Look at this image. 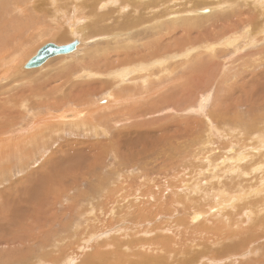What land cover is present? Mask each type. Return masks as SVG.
<instances>
[{
    "label": "rangeland",
    "instance_id": "1",
    "mask_svg": "<svg viewBox=\"0 0 264 264\" xmlns=\"http://www.w3.org/2000/svg\"><path fill=\"white\" fill-rule=\"evenodd\" d=\"M24 1L11 0L9 3H0V51L2 52L0 53V56L2 57L0 58V67H4L0 68V70L2 69V72L0 73V140L2 142L0 141V143H2L3 146L5 145V149L0 150V224L6 226L7 223L11 224L14 221L15 226H17L16 228H13V230L11 229L8 233L6 232L7 234L0 236V253L13 252L14 256L17 251V257H23L19 264H55L56 262L57 264H80L84 256H94L97 255V253L107 254L109 257L118 256V259H120L123 264H264V187L263 185H261L264 184V182H262L263 179H257V174L254 175V173L251 174L248 171V168H250V164L264 166V156H262L264 155V147L262 146L264 145V133L258 132L264 131V79L259 78L260 75L264 74V13H262V15L259 14L260 9L252 5L251 0H229V3L226 5L222 3L225 0H174L177 3L181 4L176 10H180V14H182L181 19H186L191 22L188 23V27H194L192 30L193 32L206 29L208 30V28L211 27V25L220 18L221 14L231 16L230 19L235 20L239 17L240 14L244 12L243 10L247 11L248 13L251 12L249 17L245 19L247 20V22L242 23L239 28L235 30V35L233 33H230V36L229 34H227L228 38L231 39L239 38L240 34L242 36L244 35L243 38L240 39V41L239 39H237L240 44H235L237 47L236 51L240 53L239 55L238 53L234 52L235 48L233 47L235 45H223L222 43L219 46V43L202 44V47H211L209 49L205 48V50H207L206 54L213 55L214 53L213 58L215 59L217 64L223 65V72H226L227 69H230V67L228 66L229 64H231L230 60L232 63H235L237 60H239V62L236 64H239L240 62L241 63L237 67L242 68L241 65L246 64V66H249L253 63V60L257 58H254L251 55H254V53L260 54V52H262V54L260 55L262 63L259 66L263 65V67L260 70L259 66L253 67L252 69L248 68L245 71L243 70L245 73L247 72V78L244 83L241 81L242 85H240L241 82H239L236 86H232L235 81V73L230 72V74H228V76L223 79V86L221 84L218 85V81H213V83L210 85V80L207 79L208 84L205 85V90H207L206 92L204 90H198L197 92L195 91L196 93L194 91L188 93L187 99H197V96L199 99L198 94L200 93L202 95V99H204L205 101H209L203 108V113L200 114L198 111L196 112V110L200 107L198 106L199 102L198 105H196V103L195 105H193L194 108L190 107L191 105H184V98L177 92H174V95L171 97V99H169L167 96L158 97L159 99H153L154 97L151 98L150 96H148L150 89H156L160 86L162 87V85L163 87H160L162 93L168 92L171 89V83L165 84L167 82L166 78H175L176 74L180 72L179 68L176 69L175 72L170 76L166 73L163 74V72L165 71L166 67L169 68L171 66L172 62L177 63V59H175V61L168 59L170 63L168 62V60H165V62L167 63L155 62L154 64H151V61H144L145 63L143 64L145 65L143 66H141L139 62L140 55L144 54V52L148 50L147 46H151L150 48L153 49L152 51V49L149 48V51H151V57L154 61L157 57L162 56L156 54L163 52L169 46H171L174 41L179 40V37L183 33V30L181 31L182 28L180 26H178L176 29L166 28L154 21L152 22L155 26L154 27L151 26V22L145 21V23L140 25L141 27L138 26V28L135 29V27L137 26H132L128 31V28L122 30L115 25V27H117L119 31L124 33L123 36H121V32H117L114 29L110 30L111 32L109 31V33L107 32L106 34H104L106 29L104 27V24L102 23V17H99L98 25L91 29L93 35L103 34L102 36L103 38H105V40H107L106 42L108 43L110 41L111 47L117 46L115 44V46L112 44H117V41L124 37L122 41L119 42H123L125 43V45L123 43L122 45L118 43V46H122V49L125 50L121 49L119 52L117 50L114 55L113 53L111 54V56L113 57H111L112 60L116 58L114 60H119V62L121 61V65L119 67L121 69L119 70V68H117L118 70L116 69L115 71L105 69L103 70L105 71V73L99 75L101 79L99 78V76L97 78V75L95 77L92 75L93 77L91 76L89 78L84 75L81 76L82 78L77 76L75 77L76 83L74 87L70 86L69 83L59 85V83H61L60 81L62 80H58L49 85L47 84V81L50 78L55 77L56 68H60V66H66L65 64H67V62H69L68 64H77L78 61V64H80V62H82L84 58L89 56L92 49H94L98 41H100L97 40L100 35L95 39H88L89 35H87V33L88 26L91 25V18L89 19L85 17V14H83L84 16L82 14H78L76 18L70 20V24H60L59 21L56 24L54 21H47L45 15H43L42 13L47 12V14L50 16L53 15L54 12L61 10V12H65V15L67 14V17L68 15L70 16L71 12L69 11L72 10V6L70 4V1L68 0H55L57 1L56 3H58L55 4L56 6L52 3L53 0ZM174 1H172L171 4L167 3L161 7H158V10L156 9L154 12L158 13L161 10L170 8L173 9ZM234 2L239 3L244 9L240 10L239 8L237 9L236 7H234ZM97 3V1L90 0L86 3V5L95 7ZM2 4H5L4 9V5ZM124 4L125 3L123 1H119L117 5L122 6ZM133 5L137 6L135 1L133 2ZM114 8L116 7H111L110 5V8H108V6H106L103 12H105L106 14L108 13V15L112 14L113 18H115L116 16L121 17V15L123 17V14L124 16H127L128 11H130L132 7L126 11L127 13L124 11L123 13H118V15L116 14V12H113ZM109 9H111L112 11ZM137 10L138 9H134V11L132 10V13L135 14L131 13L130 15L129 12V17L127 16L126 18H123V21L126 20L127 22H130L133 17H138L139 14L143 16L142 18H146L149 16L148 13L150 11L151 12L149 14L151 15L152 13L151 9L145 11L144 13ZM197 10H207V14L195 12L196 14L210 15L206 18L200 17L194 21L190 20L192 19L190 18L192 16H189V13H194V11ZM185 17H188L189 19ZM242 17L244 18L246 17V15H242ZM37 19L40 20V22ZM78 20L80 21V23L78 24H80V28L82 29L80 30L82 32L79 30L76 34H71L69 28L71 26H76V21ZM253 20L255 23L251 24V21L253 22ZM42 21H44L46 25H49V28H51L52 30L57 31L58 29L57 33L58 35L62 34L63 40L55 36L52 37V33L47 32L48 34L45 33L42 36L35 37L31 42H29L28 36H26L28 35L27 27L29 26V29L32 27L35 29H44L42 27L44 25ZM110 21L112 22V20ZM110 21H108L107 23L111 24ZM121 21L122 19H120V22ZM253 24H255V27L257 28L254 29ZM252 25L253 30L250 29ZM246 27L247 33H243L242 28ZM130 29L135 30L131 31ZM137 29H139V31ZM23 32L25 34H23ZM20 33H22L21 37H19ZM129 36H132L131 38L133 39H131ZM112 38H114V41L112 40ZM136 39L139 40V42H137ZM218 39L219 38L215 40ZM244 39L246 41H244ZM74 41L78 42L76 52H74L71 57L67 56L66 58H64L58 55H56L58 56V58L56 56L52 57V61L48 62L49 66L48 70L46 71L42 70L43 68L41 70H38V67L33 70H25L24 65H19L20 61H22L23 59H29L34 54V52L44 44L51 43L57 46H65ZM145 41L148 42V44L146 43L145 45ZM260 41L262 42L260 43ZM140 42L142 43V45ZM247 42L249 44H247ZM3 47H5V50L3 49ZM127 47H129V50ZM240 48L242 49V51ZM141 49H144L143 53ZM6 50L7 52H5ZM222 51L223 55L221 54ZM244 51L247 52L245 53ZM242 53L246 55H241ZM194 54L195 53H193V56ZM25 55L27 57H25ZM165 55L167 54H163V56ZM232 55L234 57H232ZM234 58L235 60H233ZM244 58L246 59L245 61H243ZM179 60H181V58ZM13 62L14 64L11 65V63ZM3 63L6 65V67ZM126 63H128L129 67ZM148 63L150 65H147ZM226 63L229 64L227 65ZM133 64H135V67ZM138 64L139 67L137 66ZM158 65H161V69L158 67ZM12 66H17L14 68L15 71L12 69ZM143 68L145 69V71ZM78 69L80 68L76 67V70ZM134 69L135 73H133ZM146 69H148L149 71ZM152 70H154L152 73V80L156 82L153 85L152 81H148V84H150L151 87L150 89L147 88V86H142L141 83L137 85L138 82H134V79L138 77V74L139 77H144L143 79L148 80L147 75L148 73L150 74ZM157 70L160 71V74ZM130 71L132 74L130 73ZM142 74H144L145 76H143ZM112 75L115 77V79ZM131 75H133L134 77L132 78ZM155 75H157V78ZM111 76L113 77V79L111 78ZM162 76L163 79L161 78ZM108 77H110L114 81L110 80V78L108 79ZM118 78L121 81L123 78L124 83L118 80ZM159 78L161 80H159ZM237 79L240 80V77H237ZM43 82L45 86L43 85L40 90L38 85L42 84ZM162 82L164 84H162ZM116 83L118 85H116ZM93 84L95 87L93 86ZM104 84L107 86H104ZM122 84L124 85V87ZM131 84L135 87H133ZM155 84L157 87L155 86ZM33 85L35 88H33ZM88 86H91V88ZM121 87L123 88V90ZM164 87H167L168 91L166 90V88L164 89ZM106 88L107 91L112 90L114 92L109 91V95H107V91L105 93ZM140 88L143 89L141 91V93L143 92L142 95L136 97V99L132 98V96L136 94V92L140 93ZM79 90H81V92H79ZM147 91V95L144 94ZM113 93L115 94L112 97ZM20 96H22V98ZM145 96L147 97L146 99H144ZM12 97L16 98V103L18 100L19 102L17 104L13 102L14 98ZM107 97H111L108 103L104 101ZM142 97H144L143 99L145 102L142 101ZM113 98L115 99L113 100ZM138 98L142 100H138ZM175 99H181V102L176 104L173 102ZM112 100L115 102H112ZM151 102H153V105H151ZM112 103L115 104L118 109L121 107L122 109H119L120 111L116 110V107ZM144 103H147V106L144 105ZM10 104H12V106ZM119 105L121 107H118ZM122 105H124L125 107ZM139 105L140 107H142V109L139 108ZM175 105H177V107H175ZM111 106H113L112 109ZM123 107L126 111L124 112L125 115L123 113ZM195 107L197 109H195ZM92 108L94 109L91 110ZM10 109H13L11 110V112L15 111L14 115L10 114ZM88 109L91 110V113ZM158 109H160V111ZM109 110H113V113H110ZM72 112H75L77 116L71 124L63 122L65 120L60 121L62 115L70 114ZM92 112L94 113L92 114ZM157 112L158 114H156ZM114 113L116 116L120 117L116 118V116L113 115ZM90 114H92L93 117L90 116ZM133 114H136V117L131 118ZM103 115H109V117H104ZM49 118L50 120H48ZM90 118L92 119L89 120ZM130 119H132L133 121H131ZM55 120H57V123L55 122ZM93 120H103L101 126L102 128L96 131L97 134H94V132L91 133L90 127L86 128L83 131L85 125L91 123ZM104 120H107L108 122ZM112 120L114 123L112 122ZM107 123L109 124L107 125ZM113 124L116 125L114 126ZM44 125L46 126L44 127ZM247 125H252L253 130L255 131L253 132L256 134H254V138H250L251 135L249 136V142L252 141L250 142L251 144H249L248 139L244 140L239 137V134H243V132H246V127H249ZM31 127H33L32 132ZM26 129H29L30 131H26ZM232 129H236L237 134ZM127 131L130 133V135ZM26 132L29 133L28 135L30 137L27 136ZM23 135L27 136V138L29 139H27V143L23 140ZM246 136L243 134L242 137L245 138ZM18 137L21 138L22 141ZM31 137L33 138V140ZM140 137L141 139H139ZM256 139H262L263 141L261 140L260 144L258 143L260 142V140L255 143ZM236 140L238 141L236 142ZM22 143L24 144L22 145ZM257 143L261 147L260 150V147H257L259 146ZM252 144L254 145V147L250 146ZM247 145L250 146V148H245L247 147ZM233 146L236 147L234 148ZM255 147L260 152H263V154L260 152L259 154L258 150L254 149ZM242 148H245V151ZM228 149L230 150L228 151ZM235 149L239 150L236 151ZM249 150L252 151L250 152ZM241 152L242 155L240 154ZM239 157H241L242 159V167L245 166L243 169L246 174L239 177L235 174L232 177L231 173H226L225 171L226 169L228 170L229 166L234 164L235 160ZM73 158L74 160H72ZM249 158L253 161L250 162L251 160ZM93 160L97 161V165H95V169L93 170L92 175L90 174V176H88L85 174V178H82V175H80L79 173H74L75 175L70 178L69 181H67L66 178L69 177V172L67 171H69L71 168H74L75 171H77L78 169H82V172H85L83 165L85 164V162ZM206 160L210 163H208ZM236 161L238 162L239 160ZM244 162L246 164H244ZM158 163L160 164V166ZM223 164L225 167L223 166ZM145 165L146 167H143ZM170 166H173L175 170H173V167ZM171 168L173 172L171 171ZM61 169H63L64 171ZM125 171L129 174H126ZM212 172H219V176L222 175L221 177L218 176L221 183L216 180H212ZM247 173L249 176L247 175ZM76 174L78 177L76 176ZM114 174H116V176ZM124 175L126 179L124 178ZM166 176H168L169 178ZM253 177L257 180H253ZM42 179L43 182L41 181ZM123 179L124 181L121 182ZM49 180H52L51 182L53 183L51 187V182L49 183ZM47 182L49 184H47ZM61 183L67 185V187L69 188H62ZM97 183H104V186L110 188V190H112L114 194L115 192L117 193L114 195L113 205L111 208H109L110 205H108L106 202L104 203V200L98 198L97 194L94 200L85 197L86 195H89V185L96 186ZM119 187L121 188L120 191ZM138 188L139 190H137ZM56 190L58 191L56 192ZM256 192L257 194H255ZM45 193L47 194L45 195ZM127 195H134V200L128 199L129 197ZM65 196H67V198ZM121 197L123 198L121 199ZM140 201L142 202V204H140ZM91 203L94 204L93 212L91 211L92 205L89 206ZM98 203L100 204V206H103V208L100 207ZM251 205L255 209L259 210L258 214H249ZM138 207L140 208L138 209ZM113 208L116 210H114ZM95 211L97 212L95 213ZM50 212L54 214L52 215ZM91 212L93 213L92 215ZM70 213H73L74 215L71 217ZM193 213H196V215L197 213L198 215H201L193 217ZM93 215L95 216L94 218L92 217ZM116 216H120L121 218L118 217V220ZM133 217H136L135 220ZM31 219H35L37 221L39 220L46 226L45 232L41 228V230H39V228L30 230V236H33L32 239L34 240L35 244L32 243L33 240L31 239V246L23 250L20 246L14 248L12 245L9 246L10 244L6 245L5 242H9L12 233H26L24 232V230L28 225L31 224ZM144 221H146V224L144 223ZM53 222L55 223V226H53ZM100 223L103 225H100ZM94 224H97L96 227ZM33 225H35L34 222ZM100 227H102L103 230ZM128 227H130L131 230ZM82 228L84 231L82 230ZM54 229L56 230V232ZM57 231L59 233L61 231V234H59ZM50 234H53L54 236H51ZM97 234L98 236H95ZM120 234H125L124 237L126 239L123 238V240V235ZM225 234H228V236H226ZM230 234H236L241 238L250 234V238L246 241L242 239V241H244L242 242L240 239L234 238L233 235ZM70 236L72 237V239L70 238ZM67 237L69 238L68 240H66ZM5 239L7 240L3 243ZM50 239L51 243L49 244V247H43L41 242H44V240L49 242ZM56 242L57 244H55ZM74 242L77 246L76 250L73 248ZM78 242L80 245L78 244ZM113 242L117 243V245H113ZM126 242H134V244L135 242L141 243L149 247L151 245L152 248L150 247V249H152V251H139L135 250V248L127 249L126 246H123L122 249L119 250V248H121V245L125 244ZM162 245H164V247ZM19 248L21 249V251ZM46 248H48V250ZM79 248L80 250L82 249L81 251L83 254L81 253ZM88 248L90 250H88ZM71 250L77 251L78 254H81V256L80 254L79 256L77 255L78 257L70 255L69 253L71 252ZM84 250L86 253H84ZM24 253H27L26 256ZM133 253L137 254L134 255ZM37 255L38 257H36ZM2 257L5 256L0 254L1 260ZM26 257L29 258V260ZM57 258H59V261L57 260ZM53 259L57 261H54Z\"/></svg>",
    "mask_w": 264,
    "mask_h": 264
},
{
    "label": "bare ground",
    "instance_id": "2",
    "mask_svg": "<svg viewBox=\"0 0 264 264\" xmlns=\"http://www.w3.org/2000/svg\"><path fill=\"white\" fill-rule=\"evenodd\" d=\"M11 0H0V3L1 2H4V3H9ZM24 1V0H23ZM68 1H70V4H71V8H72V10L71 11H69V12H71V15L69 16L68 15V17L64 14L65 12H61V10L60 11H56V12H54V14L53 15H48L47 14V12L46 13H42L43 15H45V17H46V19H47V21L48 22H55L56 24L58 23V21L60 22V24H70V20H72V19H74V18H76V16L78 15V14H85V17H87V18H91V25H89L88 26V33H87V35H89L88 36V39H95L97 36H99L100 35V37L99 38H97V40H100V41H98V43H97V45H96V47H94V49H92V51H91V53L89 54V56H87L86 58H84L83 60H82V62H80V64H78V61H77V64H75V63H70V64H68L69 62H67V64H65L66 66H60V68L58 67V68H56V70H55V77H52V78H50L48 81H47V84H51V83H53V82H56V81H58V80H62V81H60L61 83H59V85H64V83H66V84H68L69 83V85L70 86H72V87H74L75 86V83H76V80H75V77H81V76H86V77H91L92 75L95 77L96 75V77L98 78V76L100 75V74H102V73H105V71H103V70H105V69H108V70H110V71H115L117 68H119L120 67V62H119V60L118 61H116V60H114V59H116V58H114L113 60L111 59V54L113 53V55H114V53H116V51L118 50V52L122 49V46L121 47H119L118 46V43H120L121 45H122V43L123 42H119V41H122V39L124 38H122V39H120L119 41H117V44L116 43H113L112 45H117V46H115V47H111V44H110V41L107 43L106 41L107 40H105V38H103V34H99V35H93L92 34V32H91V29L93 28V27H95V26H97L98 25V18L99 17H102V23L104 24V27H105V29H106V31H105V33L104 34H106L107 32L109 33V31L110 30H112V29H114L115 31H117V32H121V31H119L118 29H117V27L119 28V29H122V30H124V29H127L128 28V31H129V28H131L132 26H137V27H135V29L136 28H138V26H140V25H142L143 23H145V21H148V22H154V21H156V23H158V24H160L161 26H164V27H166V28H174V29H176L178 26H180L182 29H181V31L183 32L182 33V35L179 37V40L178 41H172L173 43L171 44V46H169L166 50H164L163 52H160V53H157L156 55H162V56H160V57H157L156 58V60L154 61L153 60V58L151 57V51H149L150 49H152V48H150L151 46H147L148 48V50H146V52H148V53H146V52H144V54H142V55H140V57H139V62H140V65L141 66H143V65H145V64H143V63H145L144 61H151V64H154L155 62H165V60H173V61H175V59H177L178 60V62L177 63H175V62H172L171 63V66L169 67V68H167L166 67V69H167V71H166V69H165V71L163 72V74H167V75H172L174 72H175V70L176 69H178L179 68V73L178 74H176V77L175 78H170V77H167L166 78V83L165 84H170L172 87H171V89L168 91L167 90V87H164V89L166 88V90L168 91V92H165V93H162V91L160 90V87H158V88H156V89H150L151 87H150V84H148V81L150 82V81H152L153 82V85H154V83L156 82H154L153 80H152V73H153V71L155 70H152L151 71V73L149 74L148 73V80L147 79H143L144 77H139V74H138V77L137 78H135L134 80V82H138L137 83V85L139 84V83H141V85L142 86H147V88H149L150 89V91H149V93H148V91L146 92V93H144V94H146L147 95V93L149 94L148 96H150L151 98H153V99H157L158 97H161V96H167L169 99H171V97L174 95V92H177V93H179V95H182V97L184 98V105H191L190 107H192V108H194L193 107V105H195V103H196V105H198V102H199V105L198 106H200L198 109L195 107V109H197L196 110V112L198 111L200 114H202L203 112H202V110H203V108L207 105V103L209 102V101H205L204 99H202V95L199 93L198 95H199V99H198V96H197V99L196 98H190V99H187L188 98V93H190V92H197L198 90H204L205 92L207 91V90H205V85L206 84H208V82H207V79L208 80H210L209 81V84L211 85L212 83H213V81H218V85H222L223 86V79L226 77V76H228V74H230V72H233V73H235L234 74V77H235V81H234V83L232 84V86H236L239 82H245V80H246V78H247V72L245 73L244 71L246 70V69H252L253 67H258L261 63H262V60L260 59V55L262 54V52H260V54H255L254 53V55H251L252 57H254V58H256V59H254L253 60V63L252 64H250L249 66H246V64H244V65H241L242 66V68H239V67H237L239 64H236V63H238L239 62V60H237L235 63L233 62H231V60H230V63L231 64H227L229 67H230V69H227V71L226 72H223L222 70H223V65H219V64H217V62L215 61V59L213 58L214 56V53H213V55H209V54H206V52H207V50H205V48L206 49H209V48H211V47H202V44H208V43H210V44H213V43H219L218 44V46L222 43L223 45H235V44H238L239 42L237 41V39H239V41H240V39L241 38H243V36L240 34L239 35V38H236V39H231V38H228V36H227V34H229V36H230V33H233L234 35H235V30H237V28H239V26L242 24V23H246L247 22V20H245V19H247L248 17H249V15L251 14V12H247V11H245V10H243L244 12L242 13V14H240L239 15V17L237 18V19H235V20H231L230 18H231V16H227V15H222L221 14V16H220V18L219 19H217V21L214 23V24H212L211 25V27H209L208 28V30L206 29V30H202V31H196V32H193L192 30H193V28H192V26H190V27H188V23H191L189 20H186V19H181L182 17H181V15L182 14H180V10H176V9H178L179 8V6L181 5V4H179V3H177L176 1H174V0H92V1H97L98 3L95 5V7H93V6H90V5H86V3L88 2V1H90V0H68ZM67 1V2H68ZM119 1H123L125 4L124 5H122V6H120V5H117L118 4V2ZM136 2V5L137 6H135V5H133V2ZM172 1H174L173 2V9L172 8H170V9H165V10H161L160 12H158V13H156V12H154L158 7H161V6H163V5H165V4H167V3H170L171 4V2ZM25 2V1H24ZM57 1H55V0H53V4L55 5V4H58V3H56ZM223 4H228L229 3V0H225V1H223L222 2ZM169 4V5H170ZM251 4L252 5H254L256 8H259L260 9V13L259 14H261L262 15V13H264V0H251ZM2 5H4L3 6V9L5 8V4H2ZM110 5H111V7H116V8H114L113 9V12H116V14L118 15V13H123L124 11L126 12L128 9H130L131 7V10L130 11H128V13L130 12V15H131V13H132V10L134 11V9H138L140 12H145V11H147V10H152V13H151V15L148 13V17H144V18H142L143 16L142 15H140L139 14V16L138 17H133L132 19H131V21L130 22H127L126 20L125 21H123V18H126L127 16L129 17V14L127 13V16H124V14H123V17H122V15H121V17L120 16H116L115 18H113L112 17V14H109L108 15V13L106 14L105 12H103V10H105V7L106 6H108V8H110ZM248 5V4H247ZM56 6V5H55ZM117 6H119V7H117ZM129 6H131V7H129ZM233 6L234 7H236L237 9L239 8L240 10H242V9H244L239 3H237V2H234L233 3ZM246 6V5H245ZM253 6V7H254ZM129 7V8H128ZM251 7V6H250ZM218 8H219V6H218ZM161 9V8H160ZM248 9V8H247ZM109 10H111V9H109ZM137 10V11H138ZM158 10V9H157ZM219 10V9H218ZM112 11V10H111ZM253 11V10H252ZM61 12V13H60ZM202 13V14H207V10H205V11H202V10H197V11H194V13H189V16H192V17H190V18H192V19H190V20H196V19H198V18H200V17H202V18H206L207 16H209L210 14H208V15H201V14H196V13ZM254 12V11H253ZM184 13V12H183ZM258 13V12H257ZM132 14H135V13H132ZM185 15H187V14H185ZM185 15H183V16H185ZM195 15H199V16H195ZM220 15V14H219ZM242 15H246V17H242ZM261 15H257V16H261ZM56 16H60V17H56ZM84 16V15H83ZM255 16H256V13H255ZM81 17V16H80ZM132 17V16H131ZM130 17V18H131ZM237 17V16H236ZM185 18H188V17H185ZM255 18V17H254ZM257 18V17H256ZM120 19H122V21L120 22ZM189 19V18H188ZM263 19V18H262ZM34 20H36V19H34ZM38 20V19H37ZM110 20H112V22H113V24H112V22L110 21ZM251 20V19H250ZM264 20V19H263ZM39 22H40V20H38ZM108 21H110L111 22V24H108L107 22ZM262 21V20H261ZM260 21V22H261ZM43 23H44V25L42 26L44 29H40V28H37V29H35V28H30L29 29V26L27 27L28 28V30H27V32H28V35H26V36H28V40H29V42H31L32 41V39L33 38H35V37H39V36H42L43 34H45V33H47V32H49V33H52V37H58V38H60V39H62L63 40V36H62V34H59L58 35V33H57V31H58V29H57V31L56 30H52L51 28H49L50 26L49 25H46V23L44 22V21H42ZM41 22V23H42ZM72 22V21H71ZM40 23V24H41ZM76 26H71L69 29H70V33L72 34V33H77L81 28H80V24H78V23H80V21L78 20V21H76ZM107 23V24H106ZM147 23V22H146ZM252 23H255L254 22V20H253V22L251 21V24ZM257 23V22H256ZM263 23H264V21H263ZM250 24V23H249ZM250 24V25H251ZM115 25L117 26V27H115ZM149 25V24H148ZM151 25V24H150ZM156 25V24H155ZM254 25V29L255 28H257V27H255V24H253ZM253 25L251 26V30H253ZM144 26H147V25H144ZM151 26H154L153 25V23H152V25ZM258 26V25H257ZM141 27V26H140ZM139 27V28H140ZM143 27V26H142ZM155 27V26H154ZM250 27V26H249ZM148 28H149V26H148ZM153 28V27H152ZM135 29H133V30H135ZM157 29V28H156ZM243 29V33H247V27L246 28H242ZM82 30V29H81ZM80 30V31H81ZM131 30V29H130ZM133 30H131V31H133ZM138 31H139V29H137ZM141 30V29H140ZM154 30V29H153ZM262 31H263V29H262ZM261 31V32H262ZM60 32V31H59ZM82 32V31H81ZM111 32V31H110ZM126 32V31H125ZM141 32V31H140ZM66 33V32H65ZM16 34V33H15ZM23 34H25L24 32H23ZM48 34V33H47ZM123 32H121V36H123ZM131 34V33H130ZM133 34V33H132ZM145 34H147V33H145ZM151 34V33H150ZM175 34V33H174ZM233 34H231V35H233ZM87 35H86V37H87ZM170 35V34H169ZM252 35V34H251ZM250 35V36H251ZM254 35V34H253ZM22 36V33H20V36L19 37H21ZM84 36V35H83ZM102 36V37H101ZM112 36V35H111ZM149 36V35H148ZM261 36V35H260ZM259 36V37H260ZM85 37V36H84ZM114 37V36H113ZM119 37H120V35H119ZM130 37V36H129ZM132 37V36H131ZM130 37V38H131ZM135 37V36H134ZM136 37H138V36H136ZM24 38V37H23ZM217 38H219L218 40H215V39H217ZM262 38H263V36H262ZM87 39V38H86ZM101 39H102V41H101ZM116 39V38H115ZM131 39H133V38H131ZM130 39V40H131ZM172 39H174V38H172ZM259 39V38H258ZM4 40V39H3ZM5 40H6V38H5ZM112 40L114 41V38H112ZM137 40V39H136ZM148 40V39H147ZM146 40V41H147ZM151 40V39H150ZM210 40H212V41H210ZM255 40V39H254ZM257 40V39H256ZM2 41V40H1ZM91 41V40H90ZM92 41H94V40H92ZM116 41V40H115ZM144 42L145 43V45H146V43L148 44V42ZM149 41V40H148ZM244 41H246L245 39H244ZM7 42V41H6ZM12 42V41H11ZM25 42V41H24ZM112 42V41H111ZM134 42H136V41H134ZM137 42H139V40H137ZM262 41H260V43H261ZM2 43V42H1ZM28 43V42H27ZM27 43H25V44H27ZM130 43V42H129ZM133 43V42H132ZM141 43V42H140ZM171 43V42H170ZM259 43V42H258ZM124 45H125V43H123ZM240 44V43H239ZM247 44H249L248 42H247ZM254 44H255V41H254ZM13 45V44H12ZM44 45H46V44H44ZM44 45H42V47L44 46ZM129 45V44H128ZM141 45H142V43H141ZM140 45V46H141ZM166 45V44H165ZM23 46H24V44H23ZM27 46V45H26ZM77 46H78V42H77V44H76V46H75V48L73 49V50H70L69 52H67V53H63V54H59L58 56H61V57H64V58H66L67 56H70L71 57V55L72 54H74V52H76V50H77ZM130 46V45H129ZM140 46H139V48H140ZM239 46V45H238ZM255 46V45H254ZM8 47H9V45H8ZM13 47V46H12ZM20 47V46H19ZM18 47V48H19ZM41 47V46H40ZM40 47L37 49V51L40 49ZM41 47V48H42ZM240 47V46H239ZM243 47V46H242ZM250 47V46H249ZM128 48V50H129V47H127ZM150 48V49H149ZM232 48V47H231ZM233 48H235L234 50V52L235 53H238V51H236V49H237V47H236V45L233 47ZM246 48V47H245ZM255 48V47H254ZM3 49L5 50V47H3ZM10 49V48H9ZM12 49V48H11ZM21 49H22V47H21ZM145 49V48H144ZM144 49H141L142 50V53H143V51H144ZM241 49V48H240ZM247 49V48H246ZM2 50V49H1ZM17 50V49H16ZM94 50V51H93ZM122 50H125V49H122ZM245 50V49H244ZM11 51V50H10ZM9 51V52H10ZM37 51H35L36 53H37ZM88 51V50H87ZM127 51V50H126ZM152 51H153V49H152ZM214 51V50H213ZM241 51H242V49H241ZM240 51V52H241ZM5 52H7V50L5 51ZM34 52V54L30 57V58H32L36 53ZM90 52V51H89ZM245 52V51H244ZM247 52V51H246ZM245 52V53H246ZM0 53H2L1 51H0ZM13 53V52H12ZM156 53V52H155ZM167 54V55H165V56H163V54ZM193 53H195L194 54V56H193ZM225 53V52H224ZM233 53V52H232ZM253 53V52H252ZM4 54H6V53H4ZM10 54V53H9ZM88 54V53H87ZM118 54V53H117ZM124 54V53H123ZM221 54L223 55V51L221 52ZM240 53H238V55H239ZM244 53H242L241 55H243ZM227 55V54H226ZM237 55V56H238ZM240 55V56H241ZM244 55H246V54H244ZM58 56H56L57 58H58ZM123 56V55H122ZM154 56V55H153ZM236 56V55H235ZM14 57V56H13ZM25 57H27L26 55H25ZM232 57H234L233 55H232ZM239 57V56H238ZM0 58H2L1 56H0ZM29 58V57H28ZM30 58L29 59H23L22 61H20L19 62V65H24V68H25V70H33V69H36V68H26V64L29 62V60H30ZM52 58V57H51ZM51 58H48L41 66H39L37 69L38 70H41L42 68V70H44V71H46V70H48V62L49 61H52V59ZM113 58V57H112ZM181 58V60H179ZM223 58V57H222ZM3 59H4V56H3ZM120 59V58H119ZM238 59H240V58H238ZM25 60V61H24ZM168 60V62L170 63V61ZM233 60H235V58L233 59ZM246 59L244 58V60L243 61H245ZM6 61V60H5ZM122 61H124V60H122ZM75 62V61H74ZM225 62V61H224ZM223 62V63H224ZM228 62V61H227ZM6 63V62H5ZM9 63V62H8ZM7 63V64H8ZM165 63H167V62H165ZM164 63V64H165ZM175 63V64H174ZM4 64V63H3ZM12 64H14V62L13 63H11V65ZM123 64V63H122ZM127 65H128V63H126ZM125 64V65H126ZM264 64V63H263ZM5 65V64H4ZM134 65V67H135V64H133ZM147 65H150L149 63L147 64ZM1 66V65H0ZM3 66V65H2ZM87 66H88V68H87ZM138 67H139V64L137 65ZM140 66V67H141ZM152 66V65H151ZM161 66V65H160ZM159 65H158V67L161 69V67H160ZM165 66V65H164ZM163 66V67H164ZM216 66H217V68H216ZM225 66V65H224ZM5 67H6V65H5ZM15 67H17V66H15ZM15 67H13L12 66V69L14 70V68ZM22 67V66H21ZM76 67H79L80 69H78V70H76ZM128 67H129V65H128ZM131 67V66H130ZM145 67V66H144ZM157 67V66H156ZM163 67H162V69H163ZM246 67V68H245ZM263 67V65L262 66H259V70L261 69ZM0 68H4V67H0ZM9 68V67H8ZM244 68V69H243ZM121 68H119V70H120ZM123 69V68H122ZM144 69V68H143ZM158 69V68H157ZM2 70V69H1ZM0 70V73L2 72ZM17 70H18V68H17ZM16 70V71H17ZM118 70V69H117ZM128 70V69H127ZM130 70H132V69H130ZM146 70H148V69H146ZM244 70V71H243ZM6 71H7V69H6ZM5 71V72H6ZM15 71V70H14ZM139 71V70H138ZM144 71H145V69H144ZM149 71V70H148ZM156 71V70H155ZM157 71H159V70H157ZM117 73H118V71H117ZM124 73H125V71H124ZM130 73H131V71H130ZM130 73H128V74H130ZM133 73H135V69H134V71H133ZM161 73H162V71H161ZM15 74V73H14ZM120 74V73H119ZM118 74V75H119ZM132 74V73H131ZM145 74V73H144ZM144 74H142L143 76H145ZM159 74H160V71H159ZM180 74V75H179ZM237 74H239V75H237ZM10 75V74H9ZM21 75V74H20ZM54 75V74H53ZM122 75V74H121ZM134 75V74H133ZM133 75H131V77L133 78L134 76ZM92 76V77H93ZM109 76V75H108ZM113 76V75H112ZM111 76V78L113 79V77ZM141 76V75H140ZM156 76V78H157V75H155ZM159 76V75H158ZM161 76V75H160ZM166 76V75H165ZM85 77V78H86ZM104 77V76H103ZM120 77V76H119ZM237 77H240V80H238L237 79ZM8 78V77H7ZM82 78V77H81ZM99 78H100V76H99ZM110 77H108V79H109ZM110 78V80H112ZM124 78V77H123ZM122 78V81L118 78V80H120L122 83H124V79ZM162 79H163V76L161 77ZM259 78H262V79H264V74H262V75H260L259 76ZM101 79V78H100ZM114 79H115V77H114ZM117 79V78H116ZM127 79V78H126ZM103 80V79H102ZM128 80H129V78H128ZM127 80V81H128ZM155 80V79H154ZM159 80H161L160 78H159ZM66 81V82H65ZM112 81H114V80H112ZM165 81V80H164ZM116 82V81H115ZM115 82H112V83H115ZM118 82V81H117ZM126 82V81H125ZM207 82V83H206ZM230 82H231V80H230ZM242 82H241V84L240 85H242ZM40 83V82H39ZM102 83H104V82H102ZM120 83V82H119ZM94 84H96V83H94ZM94 84H93V86H94ZM99 84V83H98ZM127 84H128V82H127ZM130 84V83H129ZM162 84H164L163 82H162ZM38 85V84H37ZM44 85V82L42 83V84H40V85H38L39 86V88H40V90H41V88H42V86ZM58 85V86H59ZM116 85H118L117 83H116ZM116 85H114V86H116ZM123 85V84H122ZM132 85V84H131ZM135 85V84H134ZM152 85V86H153ZM3 86V85H2ZM45 86V85H44ZM84 86V85H83ZM99 86V85H98ZM104 86H107V85H105L104 84ZM120 86V85H119ZM119 86H118V88H119ZM125 86H126V84H125ZM133 86V85H132ZM155 86H156V84H155ZM166 86V85H165ZM88 87H90L91 88V86H88ZM95 87V86H94ZM100 87V86H99ZM123 87H124V85H123ZM133 87H135V86H133ZM154 87V86H153ZM157 87V86H156ZM162 87H163V85H162ZM161 87V88H162ZM33 88H35L34 87V85H33ZM32 88V89H33ZM38 88V89H39ZM80 88V87H79ZM89 88V89H90ZM98 88V87H97ZM109 88V87H108ZM122 88V87H121ZM138 88V87H137ZM81 89V88H80ZM87 89V88H86ZM95 89V88H94ZM113 89V88H112ZM122 90H123V88H122ZM121 90V91H122ZM128 90V89H127ZM136 90V89H135ZM140 90V93L139 92H136V94H134L133 96H132V98H134V99H136V97H138V96H141L142 95V93H141V91L143 90V89H139ZM25 91V90H24ZM84 91V90H83ZM106 91H107V88H106V90H105V93H106ZM109 91H111V92H114V91H112V90H109ZM109 91H107V95H109ZM119 91V90H118ZM126 91V90H125ZM125 91H123V92H125ZM31 92V91H30ZM79 92H81V90H79ZM93 92V91H92ZM111 92H110V94H111ZM127 92H129V91H127ZM195 92V93H196ZM218 92V91H217ZM29 93V92H28ZM32 93V92H31ZM74 93V92H73ZM84 93V92H83ZM162 93V94H161ZM204 93V92H203ZM202 93V94H203ZM86 94V93H85ZM114 94L115 93H113V95H112V97L114 96ZM122 94V93H121ZM128 94V93H127ZM130 94V93H129ZM120 95V94H119ZM17 96V95H16ZM24 96V95H23ZM27 96V95H26ZM25 96V97H26ZM29 96V95H28ZM111 96V95H110ZM144 96V95H143ZM21 98H22V96H20ZM181 97V98H182ZM12 98H14V100H13V102H15V100H16V98L15 97H12ZM111 97H107V98H105V100L104 101H106L107 103H108V101H109V99H110ZM116 98V97H115ZM115 98H113V100L115 99ZM118 98V97H117ZM121 98H122V96H121ZM131 98V97H130ZM144 97H142V99H143ZM147 97L145 96V98L144 99H146ZM8 99V98H7ZM142 99H139L138 98V100H142ZM144 99L142 100L143 102H145L144 101ZM159 99V98H158ZM202 99V100H201ZM10 100V99H9ZM112 100V102H115V101H113ZM121 100V99H120ZM123 100V99H122ZM12 101V100H11ZM11 101H9V102H11ZM128 101V100H127ZM129 101H131V100H129ZM134 101V100H133ZM136 101V100H135ZM147 101V100H146ZM153 101V100H152ZM155 101H157V100H155ZM19 102V100L17 101V103ZM138 102V101H137ZM141 102V101H140ZM150 102V101H149ZM148 102V103H149ZM174 103H176V104H178L179 102H181V99H175L174 101H173ZM16 103V102H15ZM16 103V104H17ZM118 103V102H117ZM124 103V102H123ZM129 103V102H128ZM153 102H151V105H153L152 104ZM160 103V102H159ZM163 103V102H162ZM113 104V103H112ZM131 104V103H130ZM129 104V105H130ZM137 104V103H136ZM147 103H144V105H146ZM150 104V103H149ZM11 106H12V104H10ZM106 105V104H105ZM114 106H115V104H113ZM141 105H143V104H141ZM170 105V104H169ZM122 106H124V105H122ZM127 106V105H126ZM138 106V105H137ZM147 106V105H146ZM149 106V105H148ZM94 107V106H93ZM116 107V110H119V109H122V107L119 105L118 107H121V108H117V106H115ZM114 107V108H115ZM125 107V106H124ZM124 107H123V110H124ZM145 107V106H144ZM169 107H171V106H169ZM175 107H177V105H175ZM96 108V107H95ZM108 108V107H107ZM113 108V106H111V109ZM139 108H141L142 109V107H140V105H139ZM146 108V107H145ZM189 108V107H188ZM187 108V109H188ZM73 109V108H72ZM94 108H92L91 110H93ZM141 109H140V112H141ZM163 109V108H162ZM11 110H13V109H10V114H15V111H13V112H11ZM87 110V109H86ZM89 110V109H88ZM91 110H89L90 111V113H91ZM159 111H160V109H158ZM180 110V109H179ZM69 111V110H68ZM85 111V110H84ZM120 111V110H119ZM158 111V112H159ZM186 111V110H185ZM66 112V111H65ZM88 112V111H87ZM86 112V113H87ZM109 112L110 113H113V110L112 111H110L109 110ZM124 112H126L125 110L123 111V113ZM134 112V111H133ZM158 112L156 113V114H158ZM94 112H92V114H93ZM108 113V112H107ZM128 113V112H127ZM126 113V114H127ZM131 113H132V111H131ZM130 113V114H131ZM188 113V112H187ZM50 114H52V113H50ZM92 114H90V116H92ZM109 114V113H108ZM120 114V113H119ZM129 114V115H130ZM148 114V113H147ZM114 116H116L117 115V112H116V115H115V113L113 114ZM112 115V116H113ZM124 115H125V113H124ZM142 115H143V113H142ZM76 116H77V114L75 113V112H72V113H70V114H64V115H62V117H61V119H60V121H63V120H65V121H63V122H65V123H68V124H71L72 122H73V120H75L76 119ZM104 116V115H103ZM102 116V117H103ZM105 116H108L109 117V115H105ZM104 116V117H105ZM128 116V115H127ZM93 117V116H92ZM101 117V118H102ZM103 117V118H104ZM108 117H106V118H108ZM120 116H116V118H119ZM134 117H136V114H133L132 116H131V118H134ZM157 117V116H156ZM52 118V117H51ZM85 118V117H84ZM100 118V119H101ZM43 119V118H42ZM45 119V118H44ZM53 119H55V118H53ZM92 118H90L89 120H91ZM105 119V118H104ZM111 119V118H110ZM112 119H114V118H112ZM150 119V118H149ZM157 119V118H156ZM48 120H50V118L48 119ZM52 120V119H51ZM117 120V119H116ZM115 120V121H116ZM124 120V119H123ZM127 120V119H126ZM131 121H133L132 119H130ZM45 121V120H44ZM57 120H55V122H56ZM78 121V120H77ZM104 121H106V122H108L107 120H104ZM119 121V120H118ZM42 122H43V120H42ZM48 122V121H47ZM51 122V121H50ZM53 122H54V120H53ZM76 122V121H75ZM102 122H103V120H93L91 123H89V124H87V125H85V127H84V129H83V131L86 129V128H88V127H90V132L92 133V132H94V134H97L96 133V131L97 130H99V129H101L102 127ZM112 122H113V120H112ZM117 122V121H116ZM149 122V121H148ZM172 122V121H171ZM57 123V122H56ZM65 123H63V124H65ZM110 123V122H109ZM109 123H107V125L109 124ZM114 123V122H113ZM126 123H127V121H126ZM12 124V123H11ZM15 124V123H14ZM13 124V125H14ZM40 124V123H39ZM43 124V123H42ZM46 124V123H45ZM47 124H49V123H47ZM51 124H55V123H51ZM104 124H105V122H104ZM16 125V124H15ZM84 125V124H83ZM114 125V124H113ZM116 125V124H115ZM114 125V126H115ZM117 125H120V124H117ZM134 125V124H133ZM144 125V124H143ZM169 125V124H168ZM46 125H44V127H45ZM58 126H60V125H58ZM79 126V125H78ZM105 126V125H104ZM113 126V127H114ZM136 126V125H135ZM172 126V125H171ZM247 126H249V125H247ZM43 127V126H42ZM55 127V126H54ZM108 127V126H107ZM139 127V126H138ZM143 127V126H142ZM32 128L33 127H31V132H32ZM115 128V127H114ZM182 128V127H181ZM180 128V129H181ZM154 129V128H153ZM163 129V128H162ZM165 129V128H164ZM185 129V128H184ZM22 130V129H21ZM27 130H29V129H26V131ZM115 130V129H114ZM235 133H236V129H232ZM23 131V130H22ZM30 131V130H29ZM35 131V130H34ZM187 131V130H186ZM212 131H214V130H212ZM229 131H230V129H229ZM244 131V130H243ZM254 130H253V126L252 125H250L249 127H246V132L244 133L243 132V134L246 136L245 138H243L242 136H243V134H239V137H241L242 139H248V142H249V136H250V138L251 137H253L254 138V132H253ZM4 132V131H3ZM39 132V131H38ZM37 132V133H38ZM128 132V131H127ZM159 132V131H158ZM258 132H262V133H264V131H258ZM118 133V132H117ZM129 133V132H128ZM219 133H222V132H219ZM26 134H27V136H29L28 134V132H26ZM35 134V133H34ZM93 134V135H94ZM148 134V133H147ZM227 134H229V133H227ZM227 134H225V135H227ZM237 134V133H236ZM1 135V134H0ZM25 135V134H24ZM23 135V136H24ZM30 135H32V134H30ZM109 135V134H108ZM129 135H130V133H129ZM146 135V134H145ZM158 135V134H157ZM256 135V134H255ZM19 136V135H18ZM27 136H24V138H23V140L24 141H26V143H27ZM96 136V135H95ZM17 137V136H16ZM30 137V136H29ZM134 137V136H133ZM138 137V136H137ZM136 137V138H137ZM143 137V136H142ZM146 137V136H145ZM221 137V136H220ZM11 138V137H10ZM19 138V137H18ZM32 138V137H31ZM240 138V139H241ZM257 138V137H256ZM258 138H260V137H258ZM21 141H22V139L21 138H19ZM111 139V138H110ZM139 139H141V137L139 138ZM236 139V138H235ZM11 140V139H10ZM18 140V139H17ZM29 140V139H28ZM32 140H33V138H32ZM135 140V139H134ZM239 140V139H238ZM238 140H236V142L238 141ZM260 140V142H258L259 144L261 143V140L262 139H259ZM258 139H256L255 140V143L257 142V141H259ZM1 141V140H0ZM23 141V142H24ZM34 141H35V139H34ZM123 141V140H122ZM140 141V140H139ZM143 141V140H142ZM229 141V140H228ZM263 141V140H262ZM2 142V141H1ZM15 142V141H14ZM30 142H31V139H30ZM29 142V143H30ZM96 142V141H95ZM135 142V141H134ZM240 142V141H239ZM250 142H252V141H250ZM249 142V144H251ZM6 143V142H5ZM16 143V142H15ZM33 143V142H32ZM82 143V142H81ZM88 143V142H87ZM90 143V142H89ZM136 143V142H135ZM244 143V142H243ZM247 143V142H246ZM257 143V144H258ZM24 143H22V145H23ZM115 144V143H114ZM137 144V143H136ZM225 144H226V141H225ZM238 144V143H237ZM248 144V145H249ZM258 144V145H259ZM264 144V143H263ZM74 145V144H73ZM81 145V144H80ZM247 145V147H245V148H250V146H253L254 147V145L252 144V145H250V146H248ZM5 146V145H4ZM4 146L2 145V143H0V150H3V149H5L4 148ZM6 146H7V144H6ZM19 146V145H18ZM222 146V145H221ZM244 146V145H243ZM263 147H264V145H262ZM12 147V146H11ZM234 148L236 147V146H233ZM232 147V148H233ZM257 147H260V145L259 146H257ZM263 147H262V150H263ZM134 148H136V147H134ZM134 148H132V149H134ZM226 148V147H225ZM237 148H238V146H237ZM244 148V149H245ZM16 149H18V148H16ZM231 149V148H230ZM230 149H228V151L230 150ZM243 149V148H242ZM243 149V150H244ZM251 149H252V147H251ZM254 149H257L256 147L254 148ZM261 149V147L259 148V150ZM231 150H233V149H231ZM236 150V149H235ZM237 150H239V149H237ZM236 150V151H237ZM248 150V149H247ZM246 150V151H247ZM258 150V149H257ZM256 150V151H257ZM258 150V153L260 152ZM136 151V150H135ZM234 151V150H233ZM245 151V150H244ZM250 151V150H249ZM252 151V150H251ZM250 151V152H251ZM4 152V151H3ZM6 152H8V151H6ZM11 152V151H10ZM106 152V151H105ZM146 152V151H145ZM144 152V153H145ZM232 152V151H231ZM249 152V153H250ZM244 153H247V152H244ZM257 153V152H256ZM260 153H262L263 154V152H260ZM259 153V154H260ZM241 155H242V152L240 153ZM239 154V155H240ZM252 154V153H251ZM75 155V154H74ZM73 155V156H74ZM138 155V154H137ZM142 155V154H141ZM244 155V154H243ZM254 155H255V153H254ZM257 155V154H256ZM53 156V155H52ZM76 156V155H75ZM121 156H122V154H121ZM248 156V155H247ZM247 156H246V158H247ZM262 156H264V155H262ZM261 156V157H262ZM103 157H105V156H103ZM102 157V158H103ZM245 157V156H244ZM249 157V156H248ZM121 158V157H120ZM123 158H124V156H123ZM143 158H144V156H143ZM253 158H254V156H253ZM257 158V157H256ZM250 159V158H249ZM248 159V160H249ZM50 160V159H49ZM59 160V159H58ZM72 160H74V158L72 159ZM105 160H106V158H105ZM150 160V159H149ZM236 160H239L238 162L236 161ZM235 160V163L234 164H232V165H230L229 166V168H228V170L226 169V173L228 172V173H231V175H232V177H233V175H237L238 177L239 176H241V175H245L246 174V172L244 171V167H242V164H241V157H239L238 159H236ZM251 160V159H250ZM19 161V160H18ZM65 161H67V160H65ZM65 161H62V162H65ZM113 161V160H112ZM117 161V160H116ZM121 161V160H120ZM123 161V160H122ZM207 161V160H206ZM253 160H251L250 162H252ZM53 162V161H52ZM58 162V161H57ZM61 162V163H62ZM164 162V161H163ZM208 163H210L209 161H207ZM224 162V161H223ZM234 162V161H233ZM232 162V163H233ZM248 162V161H247ZM49 163V162H48ZM59 163V162H58ZM139 163H142V162H139ZM160 163V162H159ZM158 163V164H159ZM226 163V162H225ZM228 163V162H227ZM69 164V163H68ZM81 164V163H80ZM122 164H124V163H122ZM121 164V165H122ZM219 164H221V163H219ZM231 164V163H230ZM244 164H246L245 162H244ZM62 165V164H61ZM95 165H97V161L96 160H93V161H88V162H85V164L83 165V167H84V171L85 172H82V169H78L77 171H75V169L74 168H71L69 171H67V172H69V177H65L66 179H67V181H69V179L70 178H72L75 174L74 173H79L80 175H82V178H85V174L86 175H88V176H90V174L92 175L93 174V170L95 169ZM154 165V164H153ZM156 165V164H155ZM169 165H170V163H169ZM206 165V164H205ZM229 165V164H228ZM65 166H66V164H65ZM147 166H148V164H147ZM159 166H160V164H159ZM223 166H224V164H223ZM123 167V166H122ZM143 167H146V165L145 166H143ZM143 167H141V168H143ZM170 167H173V166H170ZM225 167V166H224ZM247 167V166H246ZM137 168V167H136ZM160 168V167H159ZM167 168V167H166ZM264 166H257V165H255V164H250V168H248V171L252 174V173H254V175L255 174H257L258 175V178L257 179H259V180H264ZM163 169H164V167H163ZM61 170H63V169H61ZM169 170V169H168ZM173 170H175L174 169V167H173ZM173 170H172V168H171V171L173 172ZM246 170H247V168H246ZM64 171V170H63ZM165 171V170H164ZM189 171V170H188ZM215 171H216V169H215ZM219 171V170H218ZM126 172V171H125ZM58 173V172H57ZM128 172H126V174H127ZM215 172H212V180H216V181H218L219 183H221L220 182V180H219V178H218V176H219V172L218 173H215ZM224 173V172H223ZM222 173V174H223ZM84 174V175H83ZM123 174H125V173H123ZM129 174V173H128ZM166 174V173H165ZM62 175V174H61ZM115 176H116V174H114ZM168 175V174H167ZM221 175V174H220ZM224 175V174H223ZM247 175H248V173H247ZM263 175V176H262ZM67 176V175H66ZM76 176H77V174H76ZM75 176V177H76ZM222 176V175H221ZM221 176H219V177H221ZM225 176V175H224ZM249 176V175H248ZM78 177V176H77ZM152 177V176H151ZM166 177H168V176H166ZM194 177V176H193ZM116 178V177H115ZM114 178V179H115ZM124 178L126 179V177H125V175H124ZM139 178H140V176H139ZM143 178V177H142ZM169 178V177H168ZM251 178V177H250ZM39 179V178H38ZM54 179V178H53ZM56 179V178H55ZM59 179V178H58ZM232 179H234V178H232ZM253 180H257L256 178H252ZM46 180V179H45ZM64 180V179H63ZM72 180V179H71ZM110 180V179H109ZM141 180V179H140ZM144 180V179H143ZM262 180V182H264ZM35 181V180H34ZM42 182H43V179L41 180ZM52 180H49V183L51 182ZM80 181V180H79ZM107 181H108V179H107ZM114 181V180H113ZM112 181V182H113ZM124 181V179L121 181V182H123ZM138 181H139V179H138ZM55 182H57V181H55ZM73 182H75V181H73ZM77 182V181H76ZM109 182H111V181H109ZM143 182V181H142ZM145 182V181H144ZM209 182V181H208ZM212 182V181H211ZM34 183V182H33ZM37 183H38V181H37ZM48 182H47V184H49ZM68 183H70V182H68ZM105 183V182H104ZM104 183H97L96 184V186H94V185H89V195L87 196H85V197H87V198H91L92 200H94L96 197V194H97V197L98 198H101L102 200H104V203L106 202L108 205H110V207L109 208H111L112 207V205H113V198H114V195L115 194H117L116 192H115V194H114V192L112 191V190H110V188H107L106 186H104ZM148 183V182H147ZM153 183V182H152ZM218 183V184H219ZM106 184V183H105ZM121 184V183H120ZM141 184V183H140ZM53 185V183L51 182V185H50V187ZM75 185H77V184H75ZM125 185V184H124ZM139 185V184H138ZM138 185H137V187H138ZM142 185H143V183H142ZM220 185V184H219ZM261 185H263V187H264V184H261ZM61 187L62 188H64V187H67V185H64L63 183H61ZM118 187V186H117ZM121 187V186H120ZM119 187V188H120ZM261 187V186H260ZM67 188H69V187H67ZM70 188H73V187H70ZM122 188V187H121ZM121 188L119 189V191L121 190ZM124 188V187H123ZM36 189V188H35ZM46 189V188H45ZM61 189V188H60ZM260 189H262V188H260ZM67 190V189H66ZM116 190V189H115ZM123 190V189H122ZM126 190V189H125ZM137 190H139V188L137 189ZM37 191V190H36ZM42 191V190H41ZM48 191V190H47ZM58 190H56V192H57ZM60 191V190H59ZM62 192V191H61ZM69 192V191H68ZM82 192H84V191H82ZM86 192V191H85ZM125 192V191H124ZM136 192V191H135ZM239 192V191H238ZM38 193V192H37ZM41 193V192H40ZM53 193H55V192H53ZM59 193V192H58ZM64 193V192H63ZM78 193V192H77ZM80 193V192H79ZM123 193V192H122ZM47 193H45V195H46ZM62 194V193H61ZM66 194V193H65ZM81 194V193H80ZM79 194V195H80ZM124 194V193H123ZM123 194H120V195H123ZM142 194V193H141ZM255 194H257V192L255 193ZM24 195V194H23ZM72 195V194H71ZM138 195V194H137ZM50 196V195H49ZM55 196V195H54ZM61 196V195H60ZM119 196V195H118ZM128 196V195H127ZM134 196V195H133ZM132 195H130V196H128L129 198L128 199H132V200H134V197H133ZM135 196H136V194H135ZM221 196V195H220ZM26 197V196H25ZM46 197V196H45ZM51 197V196H50ZM66 198H67V196H65ZM64 197V198H65ZM125 197H126V195H125ZM124 197V198H125ZM54 198H56V197H54ZM62 198V197H61ZM78 198V197H77ZM118 198V197H117ZM123 197H121V199H122ZM136 198V197H135ZM137 198H138V196H137ZM141 198H142V196H141ZM47 199V198H46ZM58 199V198H57ZM56 199V200H57ZM85 199V198H84ZM241 199V198H240ZM53 200V199H52ZM59 200V199H58ZM66 200V199H65ZM75 200V199H74ZM119 200V199H118ZM242 200V199H241ZM264 200V199H263ZM29 201V200H28ZM124 201V200H123ZM130 201V200H129ZM137 201H139V200H137ZM238 201V200H237ZM42 202V201H41ZM71 202H72V200H71ZM95 202V201H94ZM98 202H99V200H98ZM120 202V201H119ZM122 202V201H121ZM141 202V201H140ZM58 203V202H57ZM56 203V204H57ZM74 203V202H73ZM72 203V204H73ZM85 203V202H84ZM104 203H102V204H104ZM131 203V202H130ZM137 203V202H136ZM178 203V202H177ZM99 204V203H98ZM117 204V203H116ZM118 204H123V203H118ZM133 204H134V201H133ZM140 204H142V202L140 203ZM29 205V204H28ZM83 205V204H82ZM87 205V204H86ZM85 205V206H86ZM92 205V212L94 211V204L93 203H91L89 206H91ZM131 205V204H130ZM135 205H137V204H135ZM96 206V205H95ZM99 206H100V204H99ZM98 206V207H99ZM54 207V206H53ZM64 207V206H63ZM74 207V206H73ZM72 207V208H73ZM100 207H102L103 208V206H100ZM105 207V206H104ZM129 207V206H128ZM37 208V207H36ZM84 208V207H83ZM86 208H88V207H86ZM90 208V207H89ZM124 208V207H123ZM140 207H138V209H139ZM264 208V207H263ZM33 209V208H32ZM66 209V208H65ZM105 209V208H104ZM114 209V208H113ZM16 210V209H15ZM53 210V209H52ZM106 210V209H105ZM114 210H116V209H114ZM126 210V209H125ZM250 211H249V214L250 215H253V214H258L259 213V210H257V209H255L252 205H251V209H249ZM73 211V210H72ZM88 211V210H87ZM119 211H120V209H119ZM232 211V210H231ZM16 212V211H15ZM41 212V211H40ZM61 212V211H60ZM69 212H71V211H69ZM89 212H90V210H89ZM91 212V215L93 214ZM97 211H95V213H96ZM108 212V211H107ZM110 212H114V211H110ZM118 212V211H117ZM219 212V211H218ZM13 213V212H12ZM51 214H52V212H50ZM88 213V212H87ZM94 213V214H95ZM103 213V212H102ZM116 213V212H115ZM120 213V212H119ZM223 213V212H222ZM245 213V212H244ZM9 214V213H8ZM48 214V213H47ZM54 214V213H53ZM52 214V215H53ZM107 214V213H106ZM110 214H112V213H110ZM114 214V213H113ZM74 214L73 213H70V216L72 217ZM118 215V214H117ZM121 215V214H120ZM193 215V217H197V216H199V215H201V214H199L198 215V213H197V215H196V213H193L192 214ZM13 216V215H12ZM36 216H38V215H36ZM43 216H45V215H43ZM42 216V217H43ZM51 216V215H50ZM99 216V215H98ZM139 216V215H138ZM142 216V215H141ZM52 217V216H51ZM53 217H56V216H53ZM90 217V216H89ZM93 218L95 217L94 215L92 216ZM107 217V216H106ZM111 217V216H110ZM117 217V216H116ZM119 218H121L120 216H118ZM117 217V218H118ZM124 217V216H123ZM127 217V216H126ZM25 218V217H24ZM40 218V217H39ZM45 218V217H44ZM48 218V217H47ZM58 218V217H57ZM104 218V217H103ZM102 218V219H103ZM116 218V219H117ZM119 218H118V220H119ZM134 218V220H135V218L136 217H133ZM143 218V217H142ZM203 218H204V216H203ZM9 219V218H8ZM11 219V218H10ZM26 219V218H25ZM101 219V220H102ZM107 219V218H106ZM123 219V218H122ZM144 219V218H143ZM198 219H199V217H198ZM33 220V221H32ZM68 220V219H67ZM70 220V219H69ZM100 220V221H101ZM138 220V219H137ZM147 220V219H146ZM66 221V220H65ZM103 221V220H102ZM101 221V222H102ZM105 221V220H104ZM117 221V220H116ZM125 221H127V220H125ZM129 221V220H128ZM139 221V220H138ZM10 222V221H9ZM33 222H34V224L35 225H33ZM50 222V221H49ZM81 222V221H80ZM82 222H84V221H82ZM91 222H93V221H91ZM94 222H95V220H94ZM97 222V221H96ZM107 222V221H106ZM111 222V221H110ZM133 222V221H132ZM142 222V221H141ZM146 221H144V223H145ZM225 222V221H224ZM14 223V221L11 223V224H9V223H7V225L6 226H4V225H2V224H0V236H3V235H5V234H7L11 229L13 230V228H16L17 226H15V223ZM52 223V222H51ZM54 223V222H53ZM70 223V222H69ZM78 223V222H77ZM90 223V222H89ZM112 223V222H111ZM140 223V222H139ZM4 224V223H3ZM30 224V223H29ZM62 224V223H61ZM134 224V223H133ZM146 224V223H145ZM226 224V223H225ZM228 224V223H227ZM25 225V224H24ZM27 225V224H26ZM63 225V224H62ZM72 225V224H71ZM70 225V226H71ZM95 225V227H96V225L97 224H94ZM100 225H103V224H101L100 223ZM114 225H115V223H114ZM53 226H55V223L53 224ZM78 226H80V225H78ZM106 226V225H105ZM119 226V225H118ZM59 227V226H58ZM82 227V226H81ZM84 227V226H83ZM89 227V226H88ZM87 227V228H88ZM90 227H91V225H90ZM36 228H39V230H43L44 232L46 231V226H45V224H43L42 222H40L39 220L37 221V220H35V219H31V224L30 225H28L27 226V228L24 230V232H26V233H21V234H11V239H9V242H5L7 239H5L4 241H3V243L5 242V244L6 245H9V246H13L14 248H17V246H20L21 248H22V250L23 249H27L29 246H31L30 245V243H31V239H32V235L30 236V230H32V229H36ZM41 228V229H40ZM102 230H103V228L102 227H100ZM129 229H130V227H128ZM64 229V228H63ZM150 229V228H149ZM159 229V228H158ZM15 230V229H14ZM55 230V229H54ZM61 230V229H60ZM82 230H83V228H82ZM106 230H108V229H106ZM125 230H126V228H125ZM131 230V229H130ZM17 231V230H16ZM42 231V232H43ZM53 231V230H52ZM63 231V230H62ZM67 231V230H66ZM84 231V230H83ZM111 231V230H110ZM117 231V230H116ZM134 231V230H133ZM132 231V232H133ZM140 231V230H139ZM138 231V232H139ZM157 231V230H156ZM169 231V230H168ZM7 232V233H6ZM18 232V231H17ZM55 232H56V230H55ZM58 232V231H57ZM119 232V231H118ZM131 232V233H132ZM158 232V231H157ZM37 233H39V232H37ZM47 233V232H46ZM45 233V234H46ZM59 233V232H58ZM74 233H76V232H74ZM81 233V232H80ZM94 233V232H93ZM145 233V232H144ZM164 233V232H163ZM234 233V232H233ZM10 234V233H9ZM59 234H61V231H60V233ZM109 234V233H108ZM146 234H147V230H146ZM51 235V234H50ZM53 235V234H52ZM51 235V236H52ZM66 235V234H65ZM67 235H68V233H67ZM74 235H76V234H74ZM120 235H123V234H120ZM125 235V234H124ZM124 235L122 236V239L124 238V239H126L125 237H124ZM133 235V234H132ZM144 235V234H143ZM226 235V234H225ZM230 235H233V237L234 238H238V239H240L241 241H242V239L244 240V241H246L247 239H249L250 237H249V235H246L245 237H239V236H237L236 234L234 235V234H230ZM229 235V236H230ZM42 236V235H41ZM47 236V235H46ZM54 236V235H53ZM95 236H98V234L97 235H95ZM117 236V235H116ZM126 236H127V234H126ZM146 236V235H145ZM145 236H144V238H145ZM226 236H228V234L226 235ZM225 236V237H226ZM253 236V235H252ZM86 237V236H85ZM110 237V236H109ZM118 237V236H117ZM121 237V236H120ZM143 237V236H142ZM232 237V236H231ZM232 237V238H233ZM35 238H36V236H35ZM54 238H56V237H54ZM70 238L72 239V237L70 236ZM73 238H75V237H73ZM96 238V237H95ZM119 238V237H118ZM69 238L67 237V239L66 240H68ZM70 239V240H71ZM79 239V238H78ZM93 239V238H92ZM120 239V238H119ZM123 239V240H124ZM33 240V239H32ZM37 240V239H36ZM41 240H43V239H41ZM59 240V239H58ZM63 240H65V239H63ZM76 240V239H75ZM90 240V239H89ZM107 240V239H106ZM109 240V239H108ZM113 240V239H112ZM130 240V239H129ZM80 241V240H79ZM100 241H102V240H100ZM126 241V240H125ZM133 241V240H132ZM157 241V240H156ZM244 241H242V242H244ZM66 242V241H65ZM69 242V241H68ZM120 242V241H119ZM33 244H35V242H34V240H33V242H32ZM42 243V246L43 247H49V244L51 243V239H50V241L49 242H47V241H45L44 240V242H41ZM91 243V242H90ZM101 243V242H100ZM103 243H105V242H103ZM109 243V242H108ZM32 244V245H33ZM55 244H57V242L55 243ZM67 244V243H66ZM70 244V243H69ZM78 244H79V242H78ZM95 244V243H94ZM122 244V243H121ZM146 244H147V242H146ZM65 245V244H64ZM80 245V244H79ZM91 245V244H90ZM99 245H102V244H99ZM113 245H117V243H115V242H113ZM74 247V249L76 250V248H77V246H76V243L74 242V245H73ZM89 246V245H88ZM94 246V245H93ZM123 246H126L127 247V249H130V248H135V250H144V251H149V250H151L152 251V249H150V247L152 248V246L150 245V247L149 246H145L144 244H141V243H136L135 242V244H134V242H126L125 244H123V245H121V248H119V250H121L122 249V247ZM163 247H164V245H162ZM172 246V245H171ZM5 247V246H4ZM34 247V246H33ZM53 247H55V246H53ZM52 247V248H53ZM71 247V246H70ZM81 247V246H80ZM86 247H87V245H86ZM99 247V246H98ZM97 247V248H98ZM100 247H103V246H100ZM129 247V248H128ZM42 248V247H41ZM51 248V247H50ZM49 248V249H50ZM110 248V247H109ZM20 249V248H19ZM34 249V248H33ZM47 250H48V248H46ZM69 249V248H68ZM104 249V248H103ZM9 250H10V248H9ZM15 250V249H14ZM58 250V249H57ZM75 250H71V252L69 253L70 255H72V256H79V254H78V252L77 251H75ZM79 250H80V248H79ZM82 250V249H81ZM80 250V251H81ZM88 250H90L89 248H88ZM167 250V249H166ZM20 251H21V249H20ZM38 251V250H37ZM79 251V252H80ZM103 251V250H102ZM113 251V250H112ZM111 251V252H112ZM94 252H96V251H94ZM119 252V251H118ZM124 252V251H123ZM16 253H17V251H16ZM16 253H15V255L13 256V252L11 253V252H9V253H4V252H2V253H0V254H2V255H4L5 257H2V260H1V258H0V264H19L20 262H21V260L23 259V257L22 256H18L17 257V255H16ZM32 253V252H31ZM63 253V252H62ZM81 253H82V251H81ZM84 253H86L85 252V250H84ZM107 253V252H106ZM138 253V252H137ZM137 253H133L134 255L135 254H137ZM144 253V252H143ZM25 254V253H24ZM27 254V253H26ZM26 254H25V256H26ZM83 254V253H82ZM110 254V253H109ZM64 255V254H63ZM67 255V254H66ZM85 255V254H84ZM83 255V256H84ZM113 255V254H112ZM115 255H116V253H115ZM120 255V254H119ZM122 255V254H121ZM33 256V255H32ZM42 256V255H41ZM60 256V255H59ZM77 256V257H78ZM80 256H81V254H80ZM87 256V255H86ZM84 256L83 257V259H82V261H81V263L80 264H111V263H113V264H123L122 262H121V260L120 259H118L119 257L118 256H110L111 257V259H110V257L107 255V254H104V253H97V255H94V256ZM36 257H38V255L36 256ZM122 257V256H121ZM120 257V258H121ZM27 258V257H26ZM40 258V257H39ZM42 258V257H41ZM68 258V257H67ZM72 258V257H71ZM28 260H29V258H27ZM46 259H48V258H46ZM133 259V258H132ZM25 260V259H24ZM28 260H26V261H28ZM54 260V259H53ZM57 260L59 261V258H57ZM57 260H54V261H57ZM62 260V259H61ZM72 260V259H71ZM76 260H77V258H76ZM54 261H51V262H54ZM124 262V261H123ZM147 262H149V261H147ZM135 263H136V261H135ZM151 263V262H150ZM25 264V263H24ZM46 264V263H45ZM51 264H54V263H51ZM55 264H57V262L55 263ZM71 264V263H70ZM134 264V263H133Z\"/></svg>",
    "mask_w": 264,
    "mask_h": 264
},
{
    "label": "water",
    "instance_id": "3",
    "mask_svg": "<svg viewBox=\"0 0 264 264\" xmlns=\"http://www.w3.org/2000/svg\"><path fill=\"white\" fill-rule=\"evenodd\" d=\"M76 44L77 42L75 41L65 46H57L51 43L46 44L40 48L32 58H30L29 62L26 64V68H37L41 66L48 58L73 50Z\"/></svg>",
    "mask_w": 264,
    "mask_h": 264
}]
</instances>
